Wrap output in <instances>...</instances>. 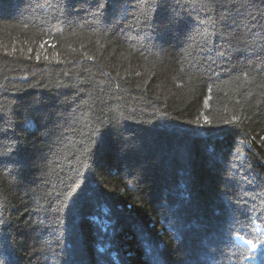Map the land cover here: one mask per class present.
Segmentation results:
<instances>
[{
	"label": "trees",
	"instance_id": "16d2710c",
	"mask_svg": "<svg viewBox=\"0 0 264 264\" xmlns=\"http://www.w3.org/2000/svg\"><path fill=\"white\" fill-rule=\"evenodd\" d=\"M0 264H264V0H0Z\"/></svg>",
	"mask_w": 264,
	"mask_h": 264
}]
</instances>
